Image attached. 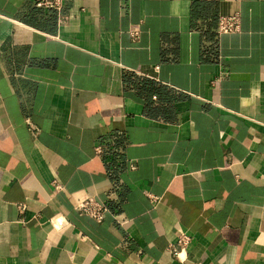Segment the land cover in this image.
Returning a JSON list of instances; mask_svg holds the SVG:
<instances>
[{"label": "crops", "instance_id": "crops-1", "mask_svg": "<svg viewBox=\"0 0 264 264\" xmlns=\"http://www.w3.org/2000/svg\"><path fill=\"white\" fill-rule=\"evenodd\" d=\"M0 264H264V0H0Z\"/></svg>", "mask_w": 264, "mask_h": 264}, {"label": "built area", "instance_id": "built-area-1", "mask_svg": "<svg viewBox=\"0 0 264 264\" xmlns=\"http://www.w3.org/2000/svg\"><path fill=\"white\" fill-rule=\"evenodd\" d=\"M35 6L39 9H47L56 12H60L63 6V0H35ZM241 24L238 14H234L227 17H221L218 24L217 33L219 35H230L240 32ZM133 40L140 38V31L138 29H132L129 32ZM56 189H60V186L55 185ZM118 204V197L115 192L110 193L107 201H98L95 198H88L79 202L75 209L80 216L88 217L97 223L104 221L106 216L111 212H115L116 205ZM57 227L62 228L65 225L64 220L56 218L52 220ZM189 237L183 235L179 238V244L186 246L189 243ZM177 256V252H174Z\"/></svg>", "mask_w": 264, "mask_h": 264}]
</instances>
